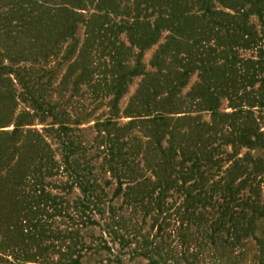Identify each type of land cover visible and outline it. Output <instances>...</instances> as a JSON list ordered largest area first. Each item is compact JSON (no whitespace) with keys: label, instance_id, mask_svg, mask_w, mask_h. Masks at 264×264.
Listing matches in <instances>:
<instances>
[{"label":"trees","instance_id":"obj_1","mask_svg":"<svg viewBox=\"0 0 264 264\" xmlns=\"http://www.w3.org/2000/svg\"><path fill=\"white\" fill-rule=\"evenodd\" d=\"M85 1L105 0L69 3ZM216 1L232 12L214 8L215 0H133L118 22L100 15L103 21L93 37L108 59L95 66H102L101 75L92 83L99 92L96 85L103 81L112 95L109 114L95 121L97 137L91 144L71 137H39L31 129L37 137L16 143L20 160L0 177V264H82L88 256H95L93 264H110L125 253L144 256L150 264H212L207 261L212 258L225 264H264V230L254 233L264 216V130L259 121L264 113V0ZM67 4L58 2L64 8ZM71 7L72 15L83 9ZM153 12L157 15L151 21ZM252 14L259 27L249 21ZM95 17L86 18V24ZM163 28L168 34L160 43ZM123 30L127 41L118 37ZM156 43L151 94L135 97L131 112L140 113L128 115L130 120L118 130L116 100L129 78L140 74L149 79L152 74L139 58L133 65L126 59L133 56L132 47L142 50ZM247 49L250 56L240 54ZM219 58L225 60L217 62ZM194 68L200 71L197 89L180 93ZM1 93L7 94L5 105L14 99L9 89ZM221 95L232 111H218ZM30 101L33 108L27 116L42 119L46 111L32 97ZM191 104L228 117L233 146L245 144L261 154H225L222 143L198 134L175 137L166 129L170 115L184 116ZM0 113V127L8 126L11 121ZM136 123L141 136L129 135ZM13 124V133L19 132L21 123ZM56 124L45 131L70 129L64 121ZM72 187L79 189L74 199L67 196ZM147 220L151 223L143 230ZM91 226L99 231L88 234ZM248 237L257 243V263L247 262L238 250ZM206 247L216 250L205 254Z\"/></svg>","mask_w":264,"mask_h":264},{"label":"rangeland","instance_id":"obj_2","mask_svg":"<svg viewBox=\"0 0 264 264\" xmlns=\"http://www.w3.org/2000/svg\"><path fill=\"white\" fill-rule=\"evenodd\" d=\"M38 1L0 0V65H5L2 70L0 69V111L7 115L4 119L11 121L8 126L0 127V177L5 176L7 167L13 164L17 165L20 160L19 149L21 147L16 150V143H21L27 137H37L36 133L28 132V129L36 130L39 137H71L75 141L81 140L89 144L94 141L97 133L93 125L97 119L102 120L108 116L109 101L112 95L108 94L103 81L100 85H96L100 91H95L96 93L93 91L95 84L92 81L101 75L99 70L102 69V66H99V70L95 66L108 59L105 55L106 51L104 52L102 46L98 44V38L93 37V35H95L96 28L103 19L111 23L113 21L118 22L122 17H125L132 7L133 0L85 1L80 5L69 3L70 0H51L53 4H47V6L45 3L40 6ZM61 1L68 2L65 8L58 5V2ZM213 4L216 9L232 12L231 9L223 7L216 0ZM71 5L83 9H77V14L72 15ZM150 11L149 8L147 13ZM175 11L177 12V9ZM103 12L106 13V18L102 19L100 15ZM92 14H96L94 21L91 23L89 21L86 24V18L88 19ZM156 15V12H153L151 21L155 19ZM50 18H52L51 21L44 22ZM249 21L259 27V19L256 15L252 14ZM60 33L62 34L60 35ZM166 34H168V30L163 28L160 33V43L164 41ZM118 37L127 41L125 30L119 32ZM101 41L105 42L102 39ZM209 41L213 40L210 39ZM185 43L187 46L190 45L189 40H185ZM157 45L158 43L142 50L134 46L131 54L133 56L126 59L129 65H133L134 60L139 58L143 69L152 72V74L149 79V75L144 78L140 74L129 78L125 91L116 100L118 107L116 121L120 127L118 130H121L122 125L130 120L128 115L140 113L138 110L136 113L131 112L137 103L135 97L139 93L140 98H145L151 94L152 90L149 85L155 81V75L152 76L155 68L150 65V62ZM81 50L83 51L82 55L79 54ZM251 53V49L240 51V54L245 57L250 56ZM224 55L226 57L228 54L224 53ZM201 56L209 58L203 53ZM218 61H222V58H219ZM14 70L20 74L21 82L15 79L17 74ZM198 74L200 71L194 68L185 85L180 89V93L185 94L191 87L194 91L195 88L197 89L196 85L200 83ZM90 78L92 80L89 82L88 79ZM201 86L203 85H198V90ZM141 87L144 89L139 90ZM7 89L14 94V99H8L10 103L5 105L7 102L3 97H7V94L3 96L1 92L7 93ZM30 96L32 100H35L36 105L46 111L42 119L37 116H27L26 113H32L33 108ZM219 99L218 111L220 113L233 110L225 95H221ZM130 104L132 105L129 108ZM191 107V111L184 116H181L183 114L170 115L172 117L168 121L167 131L173 130L175 137H196V134L202 138L211 137L210 140L214 141L213 143H222L220 150L225 154L235 156H242L246 152L252 156L261 154V150H253L245 144L233 146L231 141L234 133L228 126L230 121L228 117L219 116V114L214 116L211 111L203 110L204 106L202 105L191 104ZM14 121L21 123L17 133H13ZM59 121H64L70 129L63 131V133L62 131L58 133L45 131L53 122L54 127H57L56 122ZM259 121L261 129L264 130V113ZM2 122L0 121V125ZM136 124L132 127L129 135L141 136L140 125ZM143 125L150 126V123H143ZM167 136L166 134L164 137ZM49 140L55 147V141L53 142L50 138ZM90 151L88 153H91ZM79 158L82 159V156L79 155ZM69 191L67 196L70 199H74L79 194V189L76 187H72ZM261 198L264 199V196L262 195ZM96 217L98 218V216ZM149 223L151 222L147 220L143 230L148 229ZM256 223L258 229L254 233L259 235L264 230V216ZM98 231L97 226L86 229L88 234ZM244 241L243 247L238 250H242V257L246 258L247 262H252L255 260L254 257L259 255L257 243L252 237H248ZM115 248H118L117 244ZM213 250L216 248L206 247L203 252L208 254ZM94 259L95 256H88L83 259L82 264H93ZM262 260L264 262V257ZM207 261L212 264H225L219 259L214 260L212 258L207 259ZM244 262L245 260L240 264ZM255 262L257 263L256 260ZM110 264L150 263L144 256L125 253L120 256L118 262L112 261Z\"/></svg>","mask_w":264,"mask_h":264}]
</instances>
